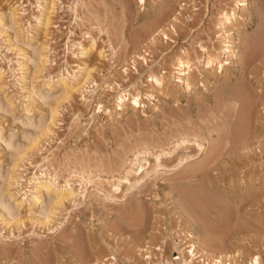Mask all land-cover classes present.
Returning a JSON list of instances; mask_svg holds the SVG:
<instances>
[{
	"label": "rangeland",
	"instance_id": "rangeland-1",
	"mask_svg": "<svg viewBox=\"0 0 264 264\" xmlns=\"http://www.w3.org/2000/svg\"><path fill=\"white\" fill-rule=\"evenodd\" d=\"M236 1L0 0V264H264V0Z\"/></svg>",
	"mask_w": 264,
	"mask_h": 264
},
{
	"label": "bare ground",
	"instance_id": "bare-ground-1",
	"mask_svg": "<svg viewBox=\"0 0 264 264\" xmlns=\"http://www.w3.org/2000/svg\"><path fill=\"white\" fill-rule=\"evenodd\" d=\"M142 3H145V0H140ZM240 1L241 0H237L236 1V3L237 4H239L240 3ZM53 2H54V0H53ZM172 4V3H171ZM181 4V3H180ZM236 4V5H237ZM53 5V4H52ZM53 8V7H52ZM234 12V11H233ZM50 13H51V11H48V12H46V10H44L43 12H41V15H40V17H39V20H40V22L41 21H43L44 20V23L46 24V27L50 24ZM223 17V16H222ZM232 19H233V17L231 16V15H228V13L224 16V20H223V22H222V24H224V25H229V24H231L232 23ZM2 23V22H1ZM43 23V24H44ZM228 27H230V25L228 26ZM228 38V37H227ZM228 40V39H227ZM231 44V43H230ZM227 45V46H225V47H222L221 48V50H220V52L217 54V55H215V56H213V57H211V56H207L206 55V57H204V59H203V64H204V66L208 69V70H211L212 69V67H213V65L214 64H217V62H219V61H222L224 58H225V54H226V52H232V48H231V45ZM93 45V44H92ZM90 47H91V45H90ZM201 47V46H200ZM203 49H206V48H204V45H203V47H202ZM202 49V50H203ZM88 48L87 47H83L82 46V49H81V51H80V53L83 55V56H88L90 53L88 52ZM181 53H186V50L185 49H182L181 50ZM205 54V53H204ZM233 54V53H232ZM143 59H145L146 60V58L145 57H143ZM191 62L189 61V60H186V59H184V57L183 56H178L177 57V62H176V64H175V66H177L176 68H177V70H175L174 69V71H173V73H179V74H181V75H179V76H177L178 77V82H180L179 83V85L180 86H182L184 89H190L191 87H192V84H193V81L191 80V78H189V72H190V69H191V67H192V64H190ZM223 65H222V63H220L219 64V67H222ZM223 70V69H222ZM86 73H87V76H86V79L87 78H89V76L91 75V71L92 70H88L87 68H86ZM148 80H151L152 82H154L155 83V85L157 84V85H160V87L161 86H163L164 87V81H163V78H161V76H160V74L158 75V74H155V73H153L152 75H151V77L148 79ZM64 81V80H63ZM63 83V82H62ZM65 83V82H64ZM72 88V87H71ZM127 90H124L118 97H119V99H120V101H119V105H121L122 104V100L124 99L125 100V98H126V96H127V94H130L131 92L129 91V93L128 92H126ZM238 92V91H237ZM244 92V91H243ZM147 93V92H146ZM244 94V93H243ZM249 94V93H248ZM248 94H247V96H248ZM154 96V93H153V91H151V92H148V96ZM128 96H130V95H128ZM127 96V97H128ZM245 96V95H244ZM241 97V96H240ZM242 97H243V95H242ZM251 98V97H250ZM250 98H248V100L250 99ZM118 99V100H119ZM131 102H133L134 104H140V102H141V96H140V93H136V94H133V96H132V98H131ZM247 100V99H246ZM250 102H251V100H249ZM253 102V101H252ZM126 103V102H125ZM243 103V102H242ZM246 103V102H245ZM133 104V105H134ZM135 105V106H136ZM250 105V104H249ZM108 111H109V109H108ZM39 126V125H38ZM37 129V128H36ZM43 130V129H42ZM39 132V131H38ZM185 136V135H184ZM187 136V135H186ZM185 136V137H186ZM185 137H183L182 138V136H181V139H180V137H179V139L176 141V143H174V147L172 148L171 147V149H169V150H167V151H163V152H159L158 154H156V161H157V164H155V166H154V168H153V171L154 170H157L160 166H166L165 165V163H163V161H167L168 162V160H160V155L161 154H163V155H165V158H167V159H169V162H171L170 160H172V158L174 157L175 158V155H174V153H175V150H177V149H179V150H182V149H188V147L189 146H187L188 144V142H190V140L191 139H189V138H185ZM190 137V136H189ZM199 137V136H198ZM204 137L205 136H203V140H206L207 138H205L204 139ZM197 138V137H196ZM201 139H202V135H201ZM194 140V139H193ZM192 141V140H191ZM195 141H196V145H197V152H201V151H203L204 149H205V145H206V143L205 142H203L202 140L201 141H197L196 139H195ZM194 142V141H193ZM186 144V145H185ZM191 146V145H190ZM214 146V145H213ZM211 149V148H210ZM213 149H214V147H213ZM213 149H211L210 151H213ZM20 151V150H19ZM210 151H209V153H210ZM216 151V150H215ZM144 152V154L143 155H141L142 153ZM149 151L148 150H144V151H139L138 153H135V155H134V158L132 159V161H131V164H132V167L128 170L129 171V173L130 172H134V174L136 175V176H134L135 177V180H134V182H132L131 181V179L128 177L129 175L128 174H124V176L122 177V178H119V181L120 182H122L123 180L125 181V182H128L129 183V186H128V188H129V190L128 191H133V193L135 192L134 190H132V189H134L135 187H140L141 188V186L143 187V185H142V183L144 184V180L146 181V176L149 174V176H150V172H149V170L148 169H146L147 167H145V163H143V161L144 160H148L146 157H147V153H148ZM216 152H218V151H216ZM177 153V152H176ZM179 154H180V152H178ZM186 153V152H185ZM189 153V152H188ZM188 153H186L187 155H184V154H182V151H181V156H179L178 154V156L180 157V158H178V161H177V163H173V165H171V164H169V165H171L172 166V168H171V166H170V168L171 169H178L180 166H183V165H186V163L188 162V161H190V160H192L191 158H193L194 159V156L196 155V153L194 152L193 153V151H192V153L191 154H188ZM212 153H214V151L212 152ZM215 155V154H214ZM217 155V154H216ZM215 155V156H216ZM177 156V157H178ZM212 156V158H213V155H211ZM210 156V157H211ZM219 156H220V154H219ZM176 157V158H177ZM144 158V159H143ZM146 158V159H145ZM173 158V159H174ZM218 158V157H217ZM206 159V158H205ZM214 159H216V158H214ZM143 160V161H142ZM177 160V159H176ZM211 161V160H210ZM168 162V163H169ZM173 162V161H172ZM201 162V161H200ZM203 162V161H202ZM206 162H208V160H206ZM198 164V163H197ZM200 164V163H199ZM202 165H203V163H201ZM205 164H207V163H205ZM169 165H167V166H169ZM197 167H202L201 165H197ZM165 168V167H164ZM167 168V167H166ZM169 168V167H168ZM199 168H196V170H198ZM171 169H167V170H171ZM201 169V168H200ZM203 169H204V166H203ZM146 171V173H144L143 174V171ZM128 171H127V173H128ZM155 172V171H154ZM156 172H159V171H156ZM155 172V173H156ZM196 172V171H195ZM194 172V173H195ZM157 175V174H156ZM194 175V174H193ZM192 174H191V176H193ZM188 176V175H187ZM185 178V177H184ZM122 180V181H121ZM154 180V179H153ZM152 183V182H151ZM154 183V182H153ZM147 184V183H146ZM118 185V187L120 186V184L118 183L117 184ZM116 185V186H117ZM145 185V184H144ZM36 187H38V184H37V186ZM50 189V188H49ZM142 189V188H141ZM140 189V190H141ZM199 191V190H198ZM136 193H137V191H136ZM135 193V194H136ZM143 193V192H142ZM194 193V192H193ZM138 194V193H137ZM192 194V193H191ZM73 195V191H70V193L69 194H64V193H61L60 195H59V198L56 200V202L57 203H62L63 202V200L65 199V198H67V197H70V196H72ZM197 195V194H196ZM199 195V194H198ZM195 196V195H194ZM181 203V202H180ZM2 205V204H1ZM180 205V204H179ZM7 206V205H6ZM178 208H180V207H178ZM42 211V210H41ZM51 212V214H53L54 212L53 211H50ZM47 214H49L50 215V213H47ZM193 215H194V213H193ZM46 216V215H45ZM44 216V217H45ZM142 216V215H141ZM191 216V215H190ZM36 219V218H35ZM39 220H41V219H39ZM48 220V219H47ZM47 220H45V222L47 221ZM37 221V220H36ZM41 222V221H40ZM48 222V221H47ZM208 240V239H207ZM206 241V240H205ZM207 242V241H206ZM204 244V243H203ZM192 248L190 247L189 249H190V255L193 257V258H195L196 257V255H197V252H196V249H197V245H196V243L195 242H193L192 244ZM240 250V249H239ZM221 256V255H220ZM104 257V256H103ZM215 257V256H214ZM214 257H213V260H214ZM226 257V256H225ZM228 257V256H227ZM193 258H192V260H193ZM217 258H219V257H217L216 256V258L215 259H217ZM221 258V257H220ZM204 259V258H203ZM103 260V259H102ZM106 260V259H105ZM110 260V259H109ZM113 260V259H112ZM219 261V263H222L223 262V260L221 261V260H219V259H217L216 260V264H217V262ZM225 261H227V260H225ZM224 261V262H225ZM102 262V261H101ZM192 262V261H191ZM210 262V261H209ZM222 263V264H225V263ZM193 263V262H192ZM99 264V263H98ZM174 264V263H173ZM213 264V263H212ZM229 264H231V263H229ZM236 264V263H235ZM251 264H260V258H259V255H255V256H253V258H252V260H251Z\"/></svg>",
	"mask_w": 264,
	"mask_h": 264
}]
</instances>
